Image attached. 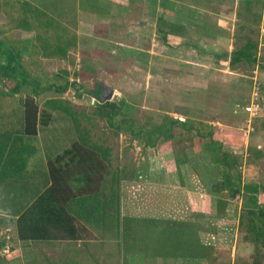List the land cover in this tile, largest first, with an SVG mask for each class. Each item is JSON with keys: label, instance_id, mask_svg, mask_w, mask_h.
<instances>
[{"label": "rangeland", "instance_id": "374dc122", "mask_svg": "<svg viewBox=\"0 0 264 264\" xmlns=\"http://www.w3.org/2000/svg\"><path fill=\"white\" fill-rule=\"evenodd\" d=\"M191 1L178 0L180 12L173 20L169 15L157 17L158 0H46V9L76 34L77 42L66 58H42L38 65L31 64L27 51L37 31L8 32L22 39V53L32 73L45 71L53 76L67 70L72 85L63 94L49 91L38 97L40 103L50 97H61L69 107L64 111L68 120L55 119L51 129L37 137L23 135L17 145L12 144L22 127L19 98L29 88L24 87L16 96L0 93V160L7 146H34L29 154L36 157L27 166L35 164L33 167L39 169L41 161L37 156L46 154L54 159L74 140L72 127H75L77 133H89L93 146L110 148L113 174L115 169H124L129 177L121 182L120 188L115 178L106 182L108 193L112 189L117 199L120 196L121 216L117 199L104 204L99 196L101 214L109 215L101 217L94 212L93 226L98 236L94 243L77 246L79 242L73 241V247L62 244L54 248L55 253L39 248L28 258L14 259L13 254L3 256L1 251V264H206L202 253L210 250V242L205 240L209 234L189 214L190 204L183 197L186 190L180 193L144 182L152 159L154 165L164 162L163 152L162 156L157 150L152 153L142 138L124 132L117 134L116 128L95 111L101 94L112 88L118 94L113 101L124 99L135 105L133 115L143 122L159 123L167 114L183 120L191 117L214 124L219 129L218 137L242 148L239 137L246 133L244 124L248 118L242 106L250 100L253 78L264 83L263 0H240L236 20H231L234 25L229 24V28L223 26V16L209 12H219L221 7L207 4L205 11L192 8ZM19 5V0H0V29L10 28L9 16H16ZM100 6L105 10H99ZM6 10L9 15L4 13ZM249 41L258 44L257 59L234 64L233 51ZM13 86L14 80L0 81L1 89ZM97 87L102 90L99 97L94 94ZM170 144L165 142L168 147ZM22 148L19 155L23 154ZM211 156L215 155L201 153L202 161H209ZM135 171L141 175L131 179L130 173ZM144 191L147 195L141 196ZM258 196L264 201V191ZM152 217L161 222H154ZM166 218L172 221L165 222ZM229 220L216 223L229 226L238 223L237 220L233 223V217ZM237 226L234 231L216 233L215 255L207 264H236L242 258L252 261L255 246ZM224 238L234 239L233 244L224 242ZM68 252L71 256H66ZM6 257L13 259L9 261Z\"/></svg>", "mask_w": 264, "mask_h": 264}, {"label": "trees", "instance_id": "16d2710c", "mask_svg": "<svg viewBox=\"0 0 264 264\" xmlns=\"http://www.w3.org/2000/svg\"><path fill=\"white\" fill-rule=\"evenodd\" d=\"M19 3L20 5L15 9L18 12L15 13L16 16L10 14L8 10L4 11L5 14H10L7 23L10 28L0 29V81L14 80V86L11 89L0 88V93L3 94L2 96H11V94L16 96L24 87L29 88L27 94L19 98L22 127L12 145L21 142L23 135L37 137L43 131L51 129L55 119L68 120L64 111H68L69 107L64 104L61 97H50L43 103L39 102L38 97L49 91L63 94L72 84L68 78L67 70H60L53 76L47 75L45 71H42L41 74L32 73L28 67L30 63L25 61L22 53V39L8 35V32L11 29L37 31L27 47L30 62L36 65L41 63L42 58H66L70 48L76 46L77 42L76 34L71 33L69 27L59 17L54 16L46 9V0H19ZM163 4L165 5V1ZM100 8L105 10L103 6L98 7L99 10ZM257 46L258 44L255 42H247L240 49L233 51L232 62L235 64L240 60L255 61ZM101 92V88L97 87L94 94L99 97ZM134 110L135 105L127 103L124 99L104 103L98 101L95 105L96 114L105 119L110 126L116 128L117 134L124 132L135 138H142L146 147L149 148L159 146L162 140H169L171 142V157L175 160L178 168L182 164L189 163L188 148L195 144L196 137L203 139L209 137L212 149L218 154V161L225 166L231 168L238 162L230 152L223 150L226 141L217 136L219 129L214 124L196 121L191 117L183 120L169 114L159 123L143 122L133 115ZM72 128V133H75L74 140L63 151L57 153L52 160L53 184L27 206L15 221L18 238L22 242L79 240L82 238L81 221H96L94 219L96 216L90 213L82 215V211H79L78 207L88 205L93 200L96 203L97 198L72 200L69 195L63 193L64 187L60 183L61 181L84 180L85 185L77 189L79 194H82V190H86L87 187L91 189L92 183H96L94 188L99 187L101 199L104 200V204H108L109 201L117 198L115 193L113 195L112 189L109 195L106 182L110 178H115L118 188H120L121 182L129 177L124 169H115L114 174L110 170L109 147L102 149L93 146L94 142L88 132L77 133L75 127ZM67 135L68 133L65 134V136ZM88 139L91 141L89 142ZM130 174L131 179L134 176L139 178L141 175L137 171ZM118 188L117 192H119ZM213 188L215 191L227 188L234 198L241 193L240 181L230 173L225 174L224 181L215 184ZM247 192L239 218V229L244 231L246 240L254 244L255 251L252 261L242 258L236 264H264V201L257 194L247 195ZM142 194L141 196H145V191ZM119 202L120 196L117 199L118 216L120 217ZM226 203V200L219 199V208H225ZM103 210L105 211V209ZM106 215L109 214L100 216ZM150 219L156 223L161 222L156 217ZM170 219L172 218H166L164 221L171 222ZM205 254L204 251L202 255L205 256Z\"/></svg>", "mask_w": 264, "mask_h": 264}, {"label": "crops", "instance_id": "0c3cea01", "mask_svg": "<svg viewBox=\"0 0 264 264\" xmlns=\"http://www.w3.org/2000/svg\"><path fill=\"white\" fill-rule=\"evenodd\" d=\"M160 1L158 0L156 5L157 17H166L169 15L175 20V17L180 12L181 2L179 3L178 0ZM164 1L165 5L163 4ZM95 2L96 1H94V3ZM239 2L240 0H193L191 1L193 4L191 7L205 11L207 10L204 6L207 4L221 7L219 12L218 10L208 11L214 13L216 16H223V26H228L229 28L230 25H234L231 24V20L232 22H235L236 20ZM191 17L193 19L195 16L192 15ZM173 24L177 28L180 26L174 21ZM212 25L214 24L212 23ZM260 101L264 106V87L260 96ZM247 124L246 119L244 128L248 126ZM252 126L253 129L250 133H245L239 137V142L242 144L241 149L237 148V145L228 143L224 144L223 150L230 152L238 161L231 168L218 161V154L212 149L209 137L204 139L196 137L195 144L188 148L189 163L182 164L180 168L177 167L175 160L171 157V144L170 147L165 145V142L169 140H162L159 146L151 148V152L153 153V150H157L159 156H162V153L160 152H163L166 160L164 159L163 163L159 162L160 164L155 162V166L154 158L152 157V163L150 162L152 165L149 164L147 167L146 179L144 182L173 188L174 190H180V193L184 192L183 190H186V193H183V197L190 204L188 208L189 214L196 218L195 220H197L200 225L205 226L206 233L209 234V237L205 239L208 240L211 245L210 250L204 256L206 264L209 262L211 263V261H213L211 258L215 255L213 251L217 248L215 242L216 233L234 231L237 225V228H239V218L245 200L246 191H248L247 195L250 193L258 195L260 192L264 191V111L261 116L253 119ZM238 129L240 130V128ZM21 148L18 146H7L1 156L2 160H0V253L3 251V256L5 253L13 254V258H28L35 255L39 248L41 250L44 249L45 251L50 249L55 253L54 248L60 247L59 245L63 244L68 248H70V246L73 247V241L79 242L77 243V246H82L80 243L83 242L94 243V239L98 238L93 226L94 221L88 222L85 220H82L80 223L82 238L79 240L66 239L55 242H22L18 238V230L15 222L17 217L54 182L51 169L53 158L49 159L46 154L43 156H37L39 162L41 161V167L39 169L33 167L35 164L30 167L27 166V162L29 163L30 159H35L36 156H31L29 152L35 147H24L22 148L23 154L19 155L18 153ZM166 149L168 150L166 151ZM209 149L211 151H209ZM163 150L166 151L167 154L164 153ZM42 151L45 152V149H42ZM204 152L208 154L211 152L215 156H211L209 161L206 159L202 161L201 153ZM12 158L13 160H11ZM160 159L162 160V157ZM23 164L26 165L24 168H22ZM22 172L23 174H21ZM227 173L235 176L240 181L241 193L238 194L236 198L231 195L227 188L221 191H215L213 188L215 184L224 181L225 174ZM70 181L71 182L61 181L60 183L64 187L63 193L67 196L69 195L72 200L77 198L88 200L89 198L94 199L97 197L96 203L93 200L91 203H88V205L78 207L79 211H82L81 214H94L95 212V214L100 215L101 209L97 203L100 196V190L99 187L94 188L96 183H92L91 189L87 187L86 190H82V194H79L80 192L78 193L77 189L80 186L85 185L84 180H79V182L77 180L74 181L73 179ZM70 186H72V189H70ZM259 198L263 199V197ZM219 199L227 201L225 208H219ZM231 217L234 218L233 223L237 220V225L235 223V225L233 224L229 226L225 224V226L223 225L224 223L222 225L216 223L219 221L228 222ZM87 233H89V236H86ZM91 234L92 236H90ZM233 240L231 239V241H227L226 238H224V242L226 243L230 242L233 244ZM68 253L66 256H71V253ZM6 258L9 261L13 259Z\"/></svg>", "mask_w": 264, "mask_h": 264}, {"label": "built area", "instance_id": "2783aa9c", "mask_svg": "<svg viewBox=\"0 0 264 264\" xmlns=\"http://www.w3.org/2000/svg\"><path fill=\"white\" fill-rule=\"evenodd\" d=\"M263 7H264V0H263ZM264 84L257 78H253L252 83V92L251 97L248 103L242 106L244 112L248 115L247 118V127L245 128L246 133H250L253 129L252 122L253 119L261 116L262 112L264 111V106L261 104L260 96L263 90Z\"/></svg>", "mask_w": 264, "mask_h": 264}, {"label": "water", "instance_id": "95a60500", "mask_svg": "<svg viewBox=\"0 0 264 264\" xmlns=\"http://www.w3.org/2000/svg\"><path fill=\"white\" fill-rule=\"evenodd\" d=\"M117 98H118V94L115 92V90L109 88L108 90H105L101 94L99 101L104 103L106 101L116 100Z\"/></svg>", "mask_w": 264, "mask_h": 264}]
</instances>
